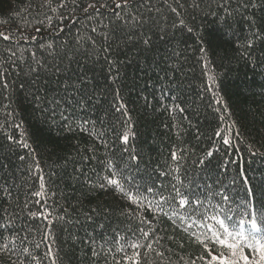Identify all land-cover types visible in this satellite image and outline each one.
<instances>
[{"label": "trees", "instance_id": "1", "mask_svg": "<svg viewBox=\"0 0 264 264\" xmlns=\"http://www.w3.org/2000/svg\"><path fill=\"white\" fill-rule=\"evenodd\" d=\"M0 32V264L257 259L264 0H0Z\"/></svg>", "mask_w": 264, "mask_h": 264}, {"label": "snow or ice", "instance_id": "2", "mask_svg": "<svg viewBox=\"0 0 264 264\" xmlns=\"http://www.w3.org/2000/svg\"><path fill=\"white\" fill-rule=\"evenodd\" d=\"M128 4V0H115V7L117 9L121 8L122 6H127ZM89 7H92V5H89ZM117 15H119V13H117ZM181 23H183V21H181ZM0 37H3L4 39H8L9 37L8 36H5L4 33L0 32ZM2 75V74H0ZM123 140L125 142H127L128 140V135L125 134L123 136ZM225 143H228V140L226 139L225 140ZM25 146L27 147V145L25 144ZM173 158H175V154H173ZM109 183L111 184H114V185H118V181H116L115 179H111L109 180ZM41 187L43 188V184L41 185ZM37 195H42V192L41 193H37ZM131 198V197H129ZM186 201L185 200H181L180 201V204L183 205L185 204ZM219 223L221 225H223V221H219ZM241 223H244V221L242 220ZM251 230H252V234H253V239H255V234L257 233H261V229L257 227V222H256V219L253 218L251 221ZM229 235H231V233H229ZM220 243L221 244H225L226 242L224 240H220ZM229 247L233 248V249H236L237 247H239V244L236 243V244H231V245H228ZM249 247H253L254 250H255V253L257 255V259H255L254 261L252 260H249V257L248 256H244V255H241V259L245 261V264H261L262 261H264V243H261L260 240H256L255 241V245H249ZM51 252V249L49 250ZM233 255H235V252H233ZM135 264V262H134Z\"/></svg>", "mask_w": 264, "mask_h": 264}]
</instances>
